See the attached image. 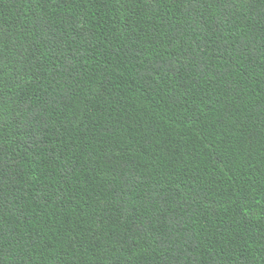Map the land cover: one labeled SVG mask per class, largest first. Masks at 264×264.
I'll return each instance as SVG.
<instances>
[{"label": "trees", "instance_id": "1", "mask_svg": "<svg viewBox=\"0 0 264 264\" xmlns=\"http://www.w3.org/2000/svg\"><path fill=\"white\" fill-rule=\"evenodd\" d=\"M0 264H264V0H0Z\"/></svg>", "mask_w": 264, "mask_h": 264}]
</instances>
